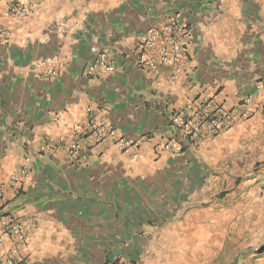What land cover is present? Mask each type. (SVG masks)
<instances>
[{"label": "crops", "instance_id": "crops-1", "mask_svg": "<svg viewBox=\"0 0 264 264\" xmlns=\"http://www.w3.org/2000/svg\"><path fill=\"white\" fill-rule=\"evenodd\" d=\"M15 1L0 0L10 33L0 42V182L31 161L22 191L6 188L0 215L30 224L25 264L226 263L209 198L232 159L264 166V116L179 155L153 148L175 133L172 111L198 94L228 106L252 95L264 106L254 90L264 81V0H34L38 10L22 20L5 15ZM171 21L189 35L174 82L169 69L159 76L136 65L137 41ZM92 47L111 54L113 72L87 75ZM91 116L140 140V156L112 142L89 149L80 166L65 145L38 154L40 136L68 142Z\"/></svg>", "mask_w": 264, "mask_h": 264}, {"label": "built area", "instance_id": "built-area-1", "mask_svg": "<svg viewBox=\"0 0 264 264\" xmlns=\"http://www.w3.org/2000/svg\"><path fill=\"white\" fill-rule=\"evenodd\" d=\"M39 8V2L34 0H19L10 3L5 15L15 19H25ZM10 33L0 28V42L6 41ZM186 26L176 21L148 29L137 41L136 65L151 75H160L161 69L171 71L167 81L174 82L188 64ZM93 63L87 69V75L98 71L113 72L111 54L108 51L92 47ZM163 78V77H162ZM164 79V78H163ZM166 79V78H165ZM257 94L264 95V81L255 84ZM255 114L264 116V106L257 104L252 95L242 96L235 105L228 106L213 97L198 94L188 99L172 111L171 125L175 133L162 143L154 146V155L164 153L179 155L184 148L199 146L213 138L231 130L239 121L248 120ZM72 136L68 142L65 137H39L38 154L52 152L65 145L67 160L74 166L84 163L86 153L92 147L112 142L122 153H131L132 159L140 156V140H125L107 121L97 117H89L85 123H76L71 128ZM30 157H25L15 176L5 184L0 182V199H3L7 187H14V193L19 194L23 188V179L29 171ZM30 224L19 219L12 213L0 215V264H25L26 256L23 249L27 246V233ZM122 264V263H113Z\"/></svg>", "mask_w": 264, "mask_h": 264}, {"label": "rangeland", "instance_id": "rangeland-1", "mask_svg": "<svg viewBox=\"0 0 264 264\" xmlns=\"http://www.w3.org/2000/svg\"><path fill=\"white\" fill-rule=\"evenodd\" d=\"M216 180L209 199L214 202L219 256L224 264H255L260 258L255 250L264 253V166L255 163L249 168L232 159ZM261 258L264 264V254Z\"/></svg>", "mask_w": 264, "mask_h": 264}]
</instances>
